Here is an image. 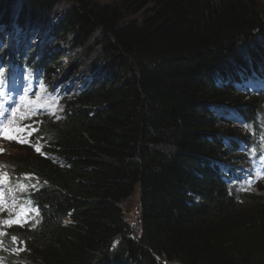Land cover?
I'll use <instances>...</instances> for the list:
<instances>
[{
  "label": "trees",
  "instance_id": "obj_1",
  "mask_svg": "<svg viewBox=\"0 0 264 264\" xmlns=\"http://www.w3.org/2000/svg\"><path fill=\"white\" fill-rule=\"evenodd\" d=\"M62 1L0 0L3 78L17 30L19 64L58 85L48 86L62 102L41 151L12 157L39 184L0 206L38 208L34 227L9 234L29 238L30 255L0 249V259L264 264V197L244 189L264 155V0H66L59 15ZM25 17L33 39L22 44ZM96 47L82 74L77 64L56 77ZM135 192L139 231L123 206Z\"/></svg>",
  "mask_w": 264,
  "mask_h": 264
},
{
  "label": "rangeland",
  "instance_id": "obj_2",
  "mask_svg": "<svg viewBox=\"0 0 264 264\" xmlns=\"http://www.w3.org/2000/svg\"><path fill=\"white\" fill-rule=\"evenodd\" d=\"M12 1V0H11ZM14 2V6L16 7L18 4H20V2L24 5L27 4V6L29 7L31 2L30 0H13ZM28 1L30 3H28ZM103 2H110L112 0H102ZM73 5L72 2L70 1H62L61 5L57 7V9H59V15L63 14V12L61 11V9L68 13V10H70ZM13 19V23H14ZM22 22H24V24L22 26H20L21 30H22V34L24 35V43L27 42H32L33 37L30 35L29 30L33 27V24L27 20V18L25 17L23 20H21ZM94 39L91 41L93 42ZM43 43L41 40L40 42H38V44ZM93 44V43H92ZM8 50V49H7ZM91 51V50H89ZM100 52L101 49L99 48H95L92 52H81L78 55V59L71 63L68 64L64 70H61V73H57V75L63 77V75L72 70V68L77 65V64H82V68H78L79 70V74H82L83 71L86 70L87 67H89L90 63L94 60L97 59V57L100 56ZM15 56V51L10 48L4 55V57L8 58L9 62L11 63V60L13 59V57ZM66 61H68L66 59ZM69 62V61H68ZM60 77V78H61ZM1 89V88H0ZM4 90V89H1ZM44 87L42 85V90L41 87H37L35 89L36 93L35 94H29L30 97L35 98V95H40L41 97H43L44 99H53V104L52 106H45V107H41L40 111L41 113L38 115H35L31 118H29L28 120H25L24 122H22V124L20 125V127L22 128H26L28 131L32 132V135H28L27 132H23L20 134V136L27 140L30 141V143H19L16 140H10V139H1L0 140V159L4 162L3 166L2 163L0 161V173H7V177L8 178H19L21 180H28L30 182H33L34 180V176L32 175V172L29 170H20V164H18L16 162V160H14L12 157L14 155H16L17 153H26L29 150V147L32 149H35V146H39L41 147L42 141L40 138V134L41 132H37L40 131L42 128V125L45 123V121H47L51 115L55 114L60 105L58 102V99L54 96H52L51 94L47 93V92H43ZM33 152V151H32ZM10 154V155H9ZM261 166L264 168V164L261 163ZM28 178H25V177ZM25 182H22L20 184L25 186L26 190V185L24 184ZM248 183V182H246ZM258 184L255 186H251L250 188H247V184H246V188L248 192H253L256 193L258 195H260L261 197H264V177H261V181L257 182ZM23 190V191H24ZM123 206H124V211H125V215H126V219L129 222L130 226L132 227L133 231H139L140 230V221H141V200H140V195L139 192H135L132 195H130L127 199L124 200L123 202ZM32 213V210H29ZM24 226H28V227H32L33 222L29 219H27L24 223ZM23 242L22 245L20 247L14 245L12 246L9 250L14 253L17 257H19L20 259H25L30 255L31 252V241L29 238L24 237L22 238ZM24 249L23 251H21L20 249ZM6 260L0 259V263H4ZM161 264H181V263H169L168 260H162Z\"/></svg>",
  "mask_w": 264,
  "mask_h": 264
},
{
  "label": "snow or ice",
  "instance_id": "obj_3",
  "mask_svg": "<svg viewBox=\"0 0 264 264\" xmlns=\"http://www.w3.org/2000/svg\"><path fill=\"white\" fill-rule=\"evenodd\" d=\"M4 83V79H3V71L0 70V84ZM53 104V99H44L43 97H41L40 95H35V98H32L29 96L27 90H24V94L21 95L19 97V101L17 103H15L14 105H4V104H0V136H3L6 139H10V140H16L19 143H30V141H27L25 139H23L21 136L19 135H9V125H12L13 128L12 130L15 133H23V132H27V134L30 136L32 135L31 131H28L26 128H22V127H15V124L17 121L20 120H24V119H28L30 114H34V113H38L41 107H45V106H52ZM10 115V119L8 118ZM7 121V122H5ZM35 150L37 152H40L41 149L39 146H35ZM2 167V166H0ZM25 178H28L27 176ZM8 182V177H7V173H2L0 174V184H7ZM46 183V182H45ZM25 186L21 185L20 190H24ZM3 192H0V204L4 203L3 201ZM28 204H30V201L27 202ZM13 204H16V201L13 200ZM20 213H25L26 212V205H21L20 206ZM19 215V213H18ZM37 215H39V213L37 212ZM16 223H20L19 220L15 221ZM68 221H65V223H67ZM5 224H9L10 226V222L9 221H4ZM21 226H23L21 224ZM35 225H33L34 227ZM5 233L0 232V235H4ZM13 242L17 241V237H12ZM21 251H23L24 249H20Z\"/></svg>",
  "mask_w": 264,
  "mask_h": 264
},
{
  "label": "bare ground",
  "instance_id": "obj_4",
  "mask_svg": "<svg viewBox=\"0 0 264 264\" xmlns=\"http://www.w3.org/2000/svg\"><path fill=\"white\" fill-rule=\"evenodd\" d=\"M58 73V72H57ZM57 73H56V77L57 76H59V75H57ZM39 74V73H38ZM42 78H43V80H44V82L47 84V85H49V86H51V87H54V88H57V87H59L58 85H55V86H53L50 82H49V80H47L45 77H43L41 74H39ZM59 77H61V76H59ZM61 78H63V77H61ZM64 83H65V80H64Z\"/></svg>",
  "mask_w": 264,
  "mask_h": 264
}]
</instances>
